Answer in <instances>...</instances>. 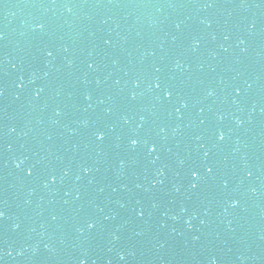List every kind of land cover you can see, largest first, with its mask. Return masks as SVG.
<instances>
[{"label": "water", "instance_id": "obj_1", "mask_svg": "<svg viewBox=\"0 0 264 264\" xmlns=\"http://www.w3.org/2000/svg\"><path fill=\"white\" fill-rule=\"evenodd\" d=\"M0 264H264V0H0Z\"/></svg>", "mask_w": 264, "mask_h": 264}]
</instances>
